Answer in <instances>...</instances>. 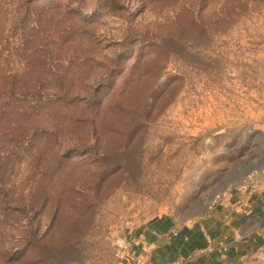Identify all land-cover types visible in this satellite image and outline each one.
I'll use <instances>...</instances> for the list:
<instances>
[{
  "label": "rangeland",
  "instance_id": "374dc122",
  "mask_svg": "<svg viewBox=\"0 0 264 264\" xmlns=\"http://www.w3.org/2000/svg\"><path fill=\"white\" fill-rule=\"evenodd\" d=\"M60 2L80 28L97 16L89 19L97 60L111 69L121 56L137 81L134 109L148 113L131 120L140 123L131 133L109 115L97 133L68 135L66 181L52 189L48 209L25 210L33 191L42 195L39 178L30 191L21 165L19 264H120L133 227L165 215L198 221L229 189L264 178V0H155L147 8L126 0L113 16L99 0ZM2 64L23 67L14 58ZM108 75L100 66L91 84L98 90ZM31 230L38 239L29 244ZM247 264H264V247Z\"/></svg>",
  "mask_w": 264,
  "mask_h": 264
},
{
  "label": "trees",
  "instance_id": "16d2710c",
  "mask_svg": "<svg viewBox=\"0 0 264 264\" xmlns=\"http://www.w3.org/2000/svg\"><path fill=\"white\" fill-rule=\"evenodd\" d=\"M60 1L0 0V264H19L17 215L25 201L16 171L21 165L27 164L30 191L39 178L42 195L39 199L33 191L25 210L48 209L52 189L66 181L69 159L61 150L68 135L86 129L97 133L109 115L119 117L123 130L131 133L140 124L131 120L148 113L143 105L134 109L137 81L132 73L125 75L129 70L121 56L111 69L97 60L100 43L89 30L97 16L83 18L86 28H80L77 13ZM137 1L147 8L155 0ZM125 2L99 0V9L113 16ZM131 36L138 40L134 31ZM12 58L22 64L20 70L2 64L8 66ZM100 66L110 75L97 90L91 80ZM113 72L119 77L113 79ZM105 81L108 90L102 92ZM37 239L36 231L28 232L27 243Z\"/></svg>",
  "mask_w": 264,
  "mask_h": 264
},
{
  "label": "crops",
  "instance_id": "0c3cea01",
  "mask_svg": "<svg viewBox=\"0 0 264 264\" xmlns=\"http://www.w3.org/2000/svg\"><path fill=\"white\" fill-rule=\"evenodd\" d=\"M246 184L229 189L198 221L165 215L133 227L120 264H247L264 247V178Z\"/></svg>",
  "mask_w": 264,
  "mask_h": 264
},
{
  "label": "built area",
  "instance_id": "2783aa9c",
  "mask_svg": "<svg viewBox=\"0 0 264 264\" xmlns=\"http://www.w3.org/2000/svg\"><path fill=\"white\" fill-rule=\"evenodd\" d=\"M246 183H248V182H245V184H246ZM246 185H248V184H246ZM246 185H244L242 188H245ZM245 189H246V188H245ZM125 242H126V241H125ZM119 246H120V249H121V258L123 259V258L127 255V253L129 252L130 246H129L128 243H122V244L119 245ZM136 264H146V263H144V262L138 260V261L136 262ZM167 264H184V261L178 259V260H175V261L169 262V263H167Z\"/></svg>",
  "mask_w": 264,
  "mask_h": 264
}]
</instances>
